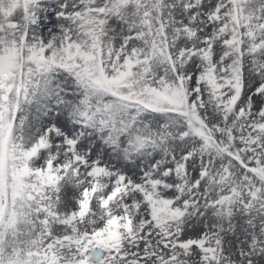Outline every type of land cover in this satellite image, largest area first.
<instances>
[{
	"label": "snow or ice",
	"instance_id": "obj_1",
	"mask_svg": "<svg viewBox=\"0 0 264 264\" xmlns=\"http://www.w3.org/2000/svg\"><path fill=\"white\" fill-rule=\"evenodd\" d=\"M0 264H264V0H0Z\"/></svg>",
	"mask_w": 264,
	"mask_h": 264
}]
</instances>
